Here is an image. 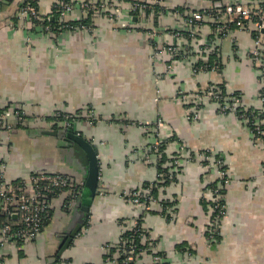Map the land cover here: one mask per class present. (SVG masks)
Wrapping results in <instances>:
<instances>
[{
	"label": "crops",
	"instance_id": "obj_1",
	"mask_svg": "<svg viewBox=\"0 0 264 264\" xmlns=\"http://www.w3.org/2000/svg\"><path fill=\"white\" fill-rule=\"evenodd\" d=\"M1 1L0 107L21 108L27 122L10 133L0 132V172L11 183L38 171L84 182V167L71 147L39 133L65 128L60 123L50 129L47 124L61 113L74 115L70 129L97 149L99 184L86 216L79 199L66 211L64 198L58 197L35 240L0 242V264H122L117 250L121 232L138 219L152 244L135 264H154L155 255L162 257V264H264V144L203 95L221 86L229 95L240 93L245 108L262 109L263 67L249 55L253 30L233 29L213 39L208 20L197 37L188 40L171 34L172 24L181 19L168 16L169 11L164 14V9L201 10L228 1L210 5L209 0H147L161 11L144 16L141 27L127 0L113 22L99 16L92 30L56 34L15 26L23 0ZM53 2L37 0L39 14L52 19ZM69 15L66 21H76L81 12L78 8ZM160 25L164 30L154 36L150 29ZM169 45L180 52L190 48L191 53L172 60L165 49ZM211 47L221 69L214 66L194 74L192 65L200 52ZM178 89L194 98L198 91V109H186L176 98ZM158 119L162 125L156 129ZM155 133L164 143L172 138L162 165L174 173L168 183L158 172L160 156L152 152ZM204 150L223 159L229 178L221 198L225 214L213 242L208 234L215 211L206 198L218 175L212 162L203 165ZM176 154L180 162L173 169ZM143 184L156 189L148 212L126 198ZM162 203L168 206L164 209ZM76 226V236L64 248Z\"/></svg>",
	"mask_w": 264,
	"mask_h": 264
},
{
	"label": "built area",
	"instance_id": "obj_2",
	"mask_svg": "<svg viewBox=\"0 0 264 264\" xmlns=\"http://www.w3.org/2000/svg\"><path fill=\"white\" fill-rule=\"evenodd\" d=\"M33 1V0H31ZM121 1V0H117ZM116 0H54L52 5V12L57 14L58 25L68 30H75L71 26L66 25V17L71 14L75 9L80 10L82 17L88 15L102 16L110 22L116 20L118 15L116 12L119 9ZM166 2V0H160ZM5 3L4 0L1 4ZM23 5L18 8L14 19L15 26H23L24 29L30 30H43L44 32H52L51 26L46 24V21L50 16H42L39 14L38 9L31 4L30 0H23ZM130 12L133 17L138 19V16H146V14L155 13L156 3L145 0H129ZM212 8H206L201 10L184 8L180 12L177 9H164V14L169 13L175 17L178 16L182 22V29L172 30L171 34L177 37H184L183 33L186 32L190 39L197 37V29L201 25L210 20L214 27H211V34L213 39L225 37L231 31L230 27L233 25L237 30L246 32L253 30L254 41L253 48L250 51V59L257 65L263 67L262 74H264V0H228L227 3L222 6L216 4ZM51 12V13H52ZM22 22V24H21ZM17 23V24H16ZM122 26L126 27L122 24ZM21 27V28H23ZM81 30H92L89 26L81 25ZM251 28V29H250ZM152 34L157 35V29ZM208 48V47H206ZM165 49L171 55L172 59L179 57L180 55L191 53L190 48H186L184 52H180L177 46L169 45ZM213 68V67H212ZM207 65L204 68H200L199 72H207ZM197 74V70L193 71ZM203 95L209 97L211 100L217 103L218 111L221 114H231L236 116V109L240 105L239 96L223 95L221 91L210 87L203 92ZM198 96V95H197ZM181 92L176 93V98L181 100ZM198 98V97H196ZM222 101V102H220ZM198 109V106L195 107ZM264 114V96L262 97V109L258 110ZM257 115V114H256ZM253 115L251 120V126L253 134L257 139L263 141L261 138L264 135V129L261 126L264 124V117L260 119L258 115ZM76 117L74 115H67L57 113L52 119L49 120L48 126L51 128L57 124H63L65 128L70 129V123ZM242 123H249V119L245 116H239ZM45 120V118H43ZM47 121V120H45ZM27 122L26 115L21 108H1L0 107V132L10 133L15 128L22 127ZM162 122L158 119L153 125L156 129L161 128ZM248 129V128H247ZM252 134V132L248 129ZM157 139L152 144V152L156 156H160L159 148L164 144L162 140H159V134L155 133ZM203 161L208 164L212 162L216 166V173L220 183L216 186L209 188L208 197L206 200L210 203L214 209V217L209 222V234L208 241L213 242L218 234L219 223L225 214V206L218 200L221 198L220 191L223 186L228 184L229 178L220 170L222 162L215 160L213 155L200 154ZM180 162V155L176 154L171 159L173 169L178 168ZM224 165V164H223ZM264 167V165H263ZM225 176V177H224ZM162 180L172 181L174 179V173L166 171L161 174ZM84 182L73 181L70 177L59 174L49 173L45 171H38L32 173L25 180H20L18 183H11L5 179L2 172H0V242L13 243H26L31 242L37 238L43 229V225L51 217V203L55 198L63 197L64 201L68 205H72L80 196ZM151 186L144 189H138L128 194L130 202L135 205H139L144 208L145 211L150 210L151 204L154 201V197L151 193ZM51 196V197H50ZM205 200V199H204ZM130 233L128 236H124L125 233ZM152 240L142 229L141 222L134 220L133 227L124 229L121 232L118 241V257L122 264H135L138 253H142L150 249ZM139 245H142L141 248ZM110 262H114V259L109 258ZM162 257L155 255L153 257L154 264H162Z\"/></svg>",
	"mask_w": 264,
	"mask_h": 264
},
{
	"label": "trees",
	"instance_id": "obj_3",
	"mask_svg": "<svg viewBox=\"0 0 264 264\" xmlns=\"http://www.w3.org/2000/svg\"><path fill=\"white\" fill-rule=\"evenodd\" d=\"M11 2L13 1V0H10ZM129 1V0H128ZM228 1V0H227ZM30 2H31V4L32 5H34L35 6V8H38V3H37V0H33V1H31L30 0ZM216 2V0H209V3H210V5H214V3ZM23 5V3H21V6ZM156 9V8H155ZM177 10H178V8H177ZM157 12H160L161 10H156ZM156 11H155V13H156ZM180 12L182 11V9H180L179 10ZM146 15H148V14H146ZM168 15V14H167ZM70 15H68L67 17H69ZM156 16H159V14L158 15H156ZM168 16H170V17H173L171 14L170 15H168ZM96 17H98L99 18V16H95V18L92 16V15H88L87 17H82V16H79V18H78V20H76V21H69V22H66V25H68V26H71L72 27V29L73 28H77V29H81L80 28V26L82 25H85V26H89L90 28H92V27H94V19H96ZM210 21V20H209ZM13 22H15V19L13 20ZM208 23V22H207ZM207 23H204V25H206ZM46 24H48L49 26H51V30H52V32L53 33H59L60 31H62V30H64V28L62 27V26H60V25H58V22H57V14L56 13H54V9H53V12H52V19L51 18H49L47 21H46ZM153 25H158V23L157 22H155V21H153ZM208 25L210 26V27H214V24H211V23H208ZM200 29H201V27H200ZM200 29H198V30H200ZM230 29L231 30H233V29H236V27L235 26H231L230 27ZM65 30H68V29H65ZM43 31V30H42ZM44 32V31H43ZM189 34L188 33H186V32H184L183 33V36L184 37H186L188 40L190 39L189 38V36H188ZM208 40H209V38H208ZM153 43V44H152ZM151 44L152 45H154L155 46V43L154 42H152ZM176 45V44H175ZM212 48V47H211ZM215 52V50L212 48V50L211 49H209L208 51H202V52H200V57H199V59H197V60H195V63L192 65V71H194V70H197V73H198V70H200V68H204V66L205 65H207V69H206V71H210V70H212V67H216V68H220L221 69V67H222V65H221V62H220V57L218 56V53H214ZM179 59V57H177V58H174V59H172V60H178ZM202 61H204V62H206V63H204V62H202ZM220 63V64H219ZM219 64V65H218ZM218 89L222 92V94L223 95H228V96H239L240 97V93H238V92H234L233 94H227L226 93V91H225V89L223 88V87H218ZM264 96V90H262L261 91V97H263ZM220 102H222V101H220ZM190 104H194V102L192 101ZM185 107H186V109H189V108H194V106H189V104H187V105H185ZM199 107V106H198ZM220 112V111H219ZM221 113V112H220ZM258 115V117L260 118V119H263V117H264V114H262V113H260L258 110H256V109H252V108H245L244 106H239V107H237V109H236V116L238 117V120H240V118H239V116L241 115H243V116H245V117H247L248 119H249V123L247 124V128L252 132V134L250 133V135H254L253 134V131H252V126H251V120H252V118H253V115ZM256 115V116H257ZM261 129L263 130L264 129V124H263V126H261ZM254 138H256L255 136H253ZM261 138H263L264 139V135H263V137H261ZM170 141H172V138H170L169 140H167V142H170ZM262 141V140H261ZM167 142L166 143H164V144H162V146L159 148V154H160V157H159V159H158V166H159V168H158V172L160 173V174H162V173H164V172H166V171H168V169L167 168H164V167H162V165L165 163V161H166V155L164 154V150H165V147H166V145H167ZM263 142V141H262ZM201 154H206V155H209L210 154V152L209 151H206V150H204V151H202L201 152ZM175 156V155H174ZM214 157V159L215 160H218V161H223V159L221 158V157H219L218 155H214L213 156ZM208 163L206 162V161H203V165L204 166H206ZM264 165V164H263ZM220 170L222 171V172H224L225 174H227V170H226V167L223 165V162H222V166H221V168H220ZM46 172V171H45ZM225 177V176H224ZM73 181H76L74 178H71ZM165 181V183L167 182L168 183V181L167 180H164ZM220 179H218V180H216L215 182H213V183H211L210 185H209V188H212V187H214V186H216L218 183H220ZM19 181H15V182H13V183H18ZM149 186V184H143V186L141 187V189H144V188H146V187H148ZM154 186L156 187V185H153V188H154ZM225 186L226 185H224L223 186V188H222V190L220 191V193H221V198H222V196H223V191H224V189H225ZM152 189V188H151ZM155 190L156 189H152V191H151V193H152V196L154 197V200H155ZM51 197V196H50ZM126 198L127 199H129V196H126ZM219 199L218 201L220 202V203H222V204H224V201L222 200V199ZM79 199V197L77 198V200ZM162 206H163V208L165 209V206L167 207L168 206V204L167 203H162ZM63 207H64V210H66V211H68V209L70 208V205H68V203L66 202V200L64 201V205H63ZM148 211H150V210H148ZM147 211V212H148ZM146 212V211H145ZM166 217H168L169 218V216H166ZM214 217V216H213ZM140 222H141V220H139ZM48 222H49V220L48 221H46L45 223H44V225H43V228L48 224ZM142 223V222H141ZM130 233L128 232V233H125V235L124 236H128ZM141 248H143V246L142 245H139ZM140 253H138V255H139ZM121 260L122 259H120V262H121Z\"/></svg>",
	"mask_w": 264,
	"mask_h": 264
},
{
	"label": "water",
	"instance_id": "obj_4",
	"mask_svg": "<svg viewBox=\"0 0 264 264\" xmlns=\"http://www.w3.org/2000/svg\"><path fill=\"white\" fill-rule=\"evenodd\" d=\"M39 133L54 136L63 141L71 147V150L77 158L80 157V162L84 167V184L77 205L86 216L89 211V205L98 194L99 164L97 159V149L86 138L75 133L73 129L62 128L57 130H40ZM78 230L79 226H76L69 234V237L64 243V248L69 246Z\"/></svg>",
	"mask_w": 264,
	"mask_h": 264
},
{
	"label": "rangeland",
	"instance_id": "obj_5",
	"mask_svg": "<svg viewBox=\"0 0 264 264\" xmlns=\"http://www.w3.org/2000/svg\"><path fill=\"white\" fill-rule=\"evenodd\" d=\"M117 1V0H116ZM125 1L127 0H122V1H117V4L119 6V9L118 11L116 12L117 15H120L121 13H123V4H121V2L125 3ZM146 1V0H145ZM121 4V5H120ZM144 16H138V19L140 21V26L141 27H144L145 24H144V19H142ZM130 22V21H129ZM171 26H167L165 27V29L167 28H170ZM172 29L171 30H179V29H182V23H176V24H172ZM157 30H164V28H162V25H160L159 28H156ZM198 30V29H197ZM172 67V66H171ZM178 92H181V96H184V98L182 97V99L180 100V102H182L184 105H187L189 104V106H194V107H197L198 106V98H194V96H190L189 94L185 93L183 90H179L178 89ZM197 94H198V91H197ZM197 94L195 96H197ZM202 93L200 92V95ZM198 97V96H197ZM241 102H240V105L242 106V99L240 98ZM194 102V104H190L191 102Z\"/></svg>",
	"mask_w": 264,
	"mask_h": 264
}]
</instances>
